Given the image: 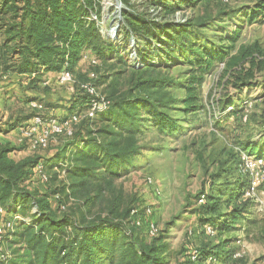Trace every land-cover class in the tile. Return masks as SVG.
<instances>
[{"label":"trees","instance_id":"1","mask_svg":"<svg viewBox=\"0 0 264 264\" xmlns=\"http://www.w3.org/2000/svg\"><path fill=\"white\" fill-rule=\"evenodd\" d=\"M121 1L128 7V0ZM94 3V0H0V79L12 74L26 75L28 84L41 79L46 73H60L63 70L72 77L69 70L73 69L84 48H89L105 68L108 61L116 57L117 65L125 66L127 62L119 49L103 44L98 28L89 19L94 11ZM142 4L159 7L162 14L165 11L171 15L180 3L178 0H144ZM233 14L226 13L224 18L219 16V19L225 22ZM122 15L125 25L120 28L126 26V34L139 40L135 54L141 59L142 66L139 70L132 67L136 72L125 90L119 89V71L113 74L104 71L96 76L95 84H105L108 79L111 80L103 88L107 95L99 92L108 101V106L92 118L85 115L90 95L81 88L82 84L74 85L78 93V96L74 94L78 98H74L80 99V96L84 100V108L71 110L58 119L71 120L72 116H77L79 121L84 117L79 122L71 120L70 134L64 133L52 140L55 142L59 137L63 138L55 144L56 152L50 158L57 163L55 167L63 171L64 177L61 187L51 192L52 200L56 202L54 206L48 196L35 198L24 187L31 175L35 174L39 179L35 172L38 164L43 165L48 177L45 185L49 184V158L16 161L10 157L16 148L7 142H0V206L5 210V214L0 216V225L7 221L12 224V228L0 233V252L4 254V259H0L2 264H70L72 260L76 261L75 264H163L158 247L153 244L143 246L133 241L130 229L134 226L129 223L135 207H124L122 192L113 187V182L123 175L127 166L132 165L130 163L139 152V134L148 124L163 127L165 116L159 107H167L168 102H175L165 90L171 80L159 76L155 71L164 67L163 64L146 61L144 57L147 59L159 54L160 50L164 55H172L177 48L185 59L190 58L185 94L181 100L183 110H188L197 101L205 77L212 74L216 63L223 64L224 72L232 77L231 86L238 90L252 86L256 73L264 70V49L257 42L236 48L234 42L239 29L231 37V42L223 45L221 41L208 40L204 36L199 29L206 23L204 21L186 19L167 23L129 11H124ZM256 19H264V0L249 12L248 21ZM90 84L98 90L94 84ZM30 95H24V98ZM259 95L264 97V91ZM29 99V102H38L37 99ZM230 100H227L226 106L223 105L224 108L233 105L228 115L234 117L240 113L243 121H246L245 109L241 105L234 107ZM30 110L31 116L26 118L24 114L23 121L30 120L36 114L46 115L43 105L40 109L30 106ZM82 113L84 115L80 118ZM101 113L106 115L97 119ZM144 114L153 119H147ZM22 119L16 120L9 130L20 125ZM82 120L95 121L97 127L76 130L74 126ZM260 131L259 139L252 140V145L244 144L245 150L237 147L238 167L241 153H247L251 148L254 150L259 144L264 145V123ZM239 173L247 179L237 180L230 189V199L235 205L229 214L231 217L219 215L209 226L212 231V234L208 232L209 235H213L215 229L229 230L246 207L249 174L240 170ZM260 182L264 183V178ZM202 196L205 198L206 193H202ZM70 199L75 202L72 204L74 207L68 206ZM206 201L205 198L201 204L204 210L217 213L219 199L213 198L209 203ZM25 207H28L27 215L31 221L23 224L14 220L13 215L25 216L21 214ZM257 239L264 243V220ZM15 241L23 247L11 245ZM225 245L220 242L217 247ZM220 256L224 254L216 249H195L189 258L191 261L213 263Z\"/></svg>","mask_w":264,"mask_h":264},{"label":"rangeland","instance_id":"2","mask_svg":"<svg viewBox=\"0 0 264 264\" xmlns=\"http://www.w3.org/2000/svg\"><path fill=\"white\" fill-rule=\"evenodd\" d=\"M178 1L179 7L169 15L165 11L162 14L159 7L143 5L144 0H128V7L121 0H94V11L90 13L89 19L98 28L102 43L119 49L127 62L126 65H117L116 57L109 60L105 68L89 48L82 49L79 60L73 69L69 70L73 75L70 81L63 82L59 79L61 71L46 73L47 75L41 79L24 85L31 94L22 101L26 118L32 114L29 98L40 101L43 108H46L45 116L61 118L71 110L83 109L84 100L80 96V99H76L78 93L74 85L77 83L79 85L92 83L102 95H107L103 88L111 79L105 84H95L96 76L104 71L109 74L121 72L119 89H127L130 79L136 72L133 68L139 70L142 62L135 54L139 40L126 34V26L120 28L125 25L122 15L124 11L147 15L151 19L164 20L167 23L170 20L182 22L186 19L204 21L206 22L204 26L199 28L204 36L208 40L221 41L220 44L223 45H228L231 37L239 29L237 40L234 42L236 48L239 45L248 46L257 42L264 49V19L248 21L250 10L260 5L262 0ZM231 12L234 14L225 22L220 21L219 16L224 18L226 13L228 15ZM174 50L172 55L168 53L164 55L160 50L159 54L149 56L147 59L144 57L146 61L163 64L164 67L155 71L159 76L171 80V83L165 86V90L175 102H168L167 107H159L165 116L163 127L148 124L143 129L138 136L139 152L130 163L132 165L127 166L123 175L113 182V187L122 192L123 206L127 208L134 206L136 210L134 216L140 222L139 225L129 223L130 226H134L130 229V235L136 244L143 246L153 244L158 247L163 264H264V243L257 239L258 230L264 220V183L259 182L253 189L251 187L253 182L251 175L264 172V166L254 167L253 170L244 166L243 169L245 156L252 160L261 158L264 163V145L259 144L254 150L251 148L246 151L247 153H241L239 167L236 153L237 147L244 148V144L250 146L252 140L259 139L260 129L264 123V97L259 95L264 91V70L256 73L252 79V86L238 90L231 86L232 77L224 72L223 64L216 63L212 74L205 77L197 101L188 110H183L181 100L185 94V77L190 58L185 59L177 48ZM135 76L137 78L138 73ZM1 80L8 79H0V82ZM0 87L7 85L2 84ZM229 98L234 107L238 108L241 105L245 109L246 121H243L240 113L234 117L228 115L233 110V105L225 108L223 105H227ZM20 99L23 100L22 97ZM11 103L9 108H12ZM83 115L80 114V118ZM105 115L106 113H101L97 119ZM144 116L153 119L146 114ZM26 125L27 123H24L9 135L7 143L16 148L10 156L16 161L49 158L47 162V165H51L48 170L51 177L49 184L45 185L46 181L36 179V175L33 174L34 176L31 175L32 178L25 182L24 187L33 193L35 198L48 196L54 206L56 202H53L51 192L56 187H61L64 177L63 171L55 167L57 163L52 162L50 158L56 152L55 144L63 138L59 137L55 142L52 141L48 148L45 147L46 149L32 148L21 135V129ZM74 127L81 131L87 127L96 128L97 125L95 121L82 120ZM239 170L249 174L250 188L245 192L248 198L246 207L229 230L215 229L213 235H209L208 229L211 228L209 226L213 225L219 215L231 217L229 214L235 205L230 199V189L237 180L247 179ZM149 179L151 183L147 182ZM204 192L206 203L213 198L219 199L217 213L212 214L201 206L205 202V198L202 197ZM73 203L75 202L70 199L68 206L74 207ZM27 212L28 207H25L21 213L25 216L15 214L13 219L26 224L31 221ZM150 223L157 227L156 235L148 233ZM220 242L226 245L217 247ZM11 245L23 247L16 241ZM195 249H216L224 256H220L213 263L191 261L189 256ZM75 263L76 261L72 260L70 264Z\"/></svg>","mask_w":264,"mask_h":264},{"label":"built area","instance_id":"3","mask_svg":"<svg viewBox=\"0 0 264 264\" xmlns=\"http://www.w3.org/2000/svg\"><path fill=\"white\" fill-rule=\"evenodd\" d=\"M59 79L63 82H68L71 80V74L68 71L63 70L59 75ZM81 88H83V90L90 95L89 104L85 111V115L87 117L92 118L97 114V112L103 111V109L107 108L108 101L104 99V97L101 94H99V91L93 85H91L90 83H86V84H82ZM29 104H30L29 106L33 108H38V109L42 108V105L36 101H30ZM71 120L73 122H76L78 120V117L72 116ZM71 120L69 119V120L60 121L56 117L36 114L33 115V117L27 122V125L21 129V135L22 138L28 141L29 145L32 148H45L48 146L50 141L55 140L54 138L56 136L64 133L66 134L71 133V129H70ZM244 166L246 169L253 170V168L257 166H260L262 168L264 166V163L261 158L252 160L250 157L245 156L243 159V169ZM35 172L42 181L47 180V175L44 172L43 165L38 164L35 169ZM263 173L264 172L261 171L255 174L252 173L253 174L251 175L253 177V182L251 184L252 189L256 186V184H259L261 179L264 177V175H262ZM147 182L151 183V180L149 179ZM34 209L35 208L33 207L32 211H34ZM135 213L136 210L133 209L131 211L132 218L130 223L139 225L140 222L139 220L136 219V216H134ZM4 214H5V210L0 206V216H3ZM6 228H12L11 222L7 221L4 224H1L0 233H3ZM208 232L212 234V231L210 229H208ZM148 233L152 236L156 235L157 227L154 224L150 223L148 226ZM0 259L1 260L4 259L3 252L2 253L0 252ZM0 264H2V261H0Z\"/></svg>","mask_w":264,"mask_h":264},{"label":"crops","instance_id":"4","mask_svg":"<svg viewBox=\"0 0 264 264\" xmlns=\"http://www.w3.org/2000/svg\"><path fill=\"white\" fill-rule=\"evenodd\" d=\"M46 75L47 74H44V76ZM2 78L8 79L7 81L1 80L0 82V85H7V87H0V128L3 130L0 132V142L6 143L9 141V135L13 134L19 129V127L24 123H27L29 120L23 121L22 119L25 111L23 107L24 104L22 103L23 100H21L20 97L24 99V95H30V92L27 87L24 86L27 84L24 81L28 79V76L12 74L9 76H3ZM10 102H12V108L8 107ZM20 118L22 119L20 125H16L13 129L9 130L10 126L14 125L16 120H21ZM5 130L8 131L5 132Z\"/></svg>","mask_w":264,"mask_h":264}]
</instances>
